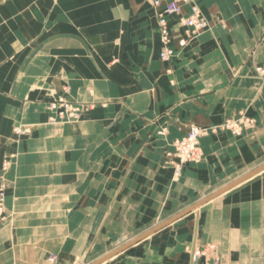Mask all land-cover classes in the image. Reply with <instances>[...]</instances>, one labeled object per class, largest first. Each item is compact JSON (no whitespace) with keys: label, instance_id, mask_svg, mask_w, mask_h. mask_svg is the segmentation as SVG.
I'll list each match as a JSON object with an SVG mask.
<instances>
[{"label":"crops","instance_id":"0c3cea01","mask_svg":"<svg viewBox=\"0 0 264 264\" xmlns=\"http://www.w3.org/2000/svg\"><path fill=\"white\" fill-rule=\"evenodd\" d=\"M152 1L0 0V264H264V0H195L208 27L171 62ZM58 99L78 122L48 123ZM239 114L175 174L189 126Z\"/></svg>","mask_w":264,"mask_h":264},{"label":"built area","instance_id":"2783aa9c","mask_svg":"<svg viewBox=\"0 0 264 264\" xmlns=\"http://www.w3.org/2000/svg\"><path fill=\"white\" fill-rule=\"evenodd\" d=\"M151 6L155 12L157 31L161 42L159 59L163 62H171L178 53L183 51L200 33L208 27L207 20L201 15L195 0H153ZM174 19L180 29L174 32L170 26V20ZM255 72L258 76L264 77V68L257 67ZM49 113L48 122L55 123L58 120H75L80 116V106L64 99L52 100L46 104ZM255 120L244 114L226 119L219 126L200 127L189 126L186 134L175 140L172 150L167 154L175 160V174L179 175L182 166L188 163L199 162L202 159L200 140L206 136L216 134L218 131L228 132L233 136H242L254 126ZM17 134H26L25 130H14ZM9 161L5 160L2 169L5 171ZM7 184L0 181V221L6 219L5 200ZM195 258L200 256L195 251ZM54 258L50 257L48 262L53 263Z\"/></svg>","mask_w":264,"mask_h":264},{"label":"rangeland","instance_id":"374dc122","mask_svg":"<svg viewBox=\"0 0 264 264\" xmlns=\"http://www.w3.org/2000/svg\"><path fill=\"white\" fill-rule=\"evenodd\" d=\"M72 103V102H71ZM76 104V103H74ZM76 105H79V104H76ZM80 106V116L75 119V120H58L57 122L55 123H50V124H56V123H59V122H67V123H74V122H78L80 120V117L82 115V113L86 110L85 107H82L81 105ZM49 123V122H48ZM25 131H27L28 133V129H23ZM144 232V228L140 229L139 233L142 231ZM144 239V238H143ZM142 240V239H141ZM109 251V250H107ZM200 253V256H198L195 260H198L200 257H205V258H208V260H212L216 263L218 261L217 257H216V246L215 245H208L206 246L205 248H202L201 250H199ZM53 257V256H52ZM54 258V257H53ZM210 258V259H209ZM56 262V261H55ZM91 262H92V259H91ZM90 259H87V258H79V259H76L74 260V262L72 264H90ZM50 262H48L46 260V264H49Z\"/></svg>","mask_w":264,"mask_h":264},{"label":"water","instance_id":"95a60500","mask_svg":"<svg viewBox=\"0 0 264 264\" xmlns=\"http://www.w3.org/2000/svg\"><path fill=\"white\" fill-rule=\"evenodd\" d=\"M241 181H242V180H240L239 182H237V183H235V184H232L230 187H232V186H234V185L240 183ZM168 223H170V222H167V223L164 224L163 226L167 225ZM163 226H161V227H159V228H156V229H153V230H151L150 232H148L147 234L142 235V236H141L138 240H136L135 242H138V241H140L141 239H143V238L149 236L150 234L156 232L157 230H159V229L162 228ZM135 242H133V243H135ZM129 245H132V243L129 244Z\"/></svg>","mask_w":264,"mask_h":264}]
</instances>
